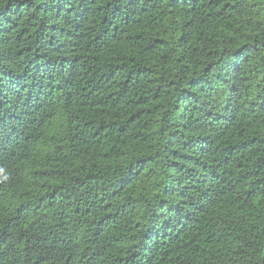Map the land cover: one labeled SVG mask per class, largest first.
<instances>
[{
    "label": "trees",
    "instance_id": "1",
    "mask_svg": "<svg viewBox=\"0 0 264 264\" xmlns=\"http://www.w3.org/2000/svg\"><path fill=\"white\" fill-rule=\"evenodd\" d=\"M0 264H264V0H0Z\"/></svg>",
    "mask_w": 264,
    "mask_h": 264
}]
</instances>
